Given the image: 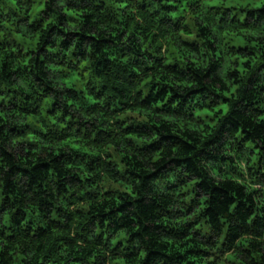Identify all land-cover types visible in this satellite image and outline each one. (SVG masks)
<instances>
[{"label":"clouds","instance_id":"obj_1","mask_svg":"<svg viewBox=\"0 0 264 264\" xmlns=\"http://www.w3.org/2000/svg\"><path fill=\"white\" fill-rule=\"evenodd\" d=\"M0 264H264V0H0Z\"/></svg>","mask_w":264,"mask_h":264}]
</instances>
